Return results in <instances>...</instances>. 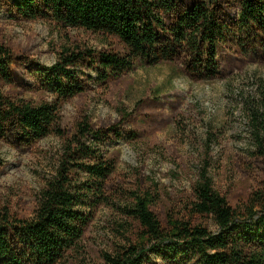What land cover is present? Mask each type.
Segmentation results:
<instances>
[{"label": "trees", "instance_id": "obj_1", "mask_svg": "<svg viewBox=\"0 0 264 264\" xmlns=\"http://www.w3.org/2000/svg\"><path fill=\"white\" fill-rule=\"evenodd\" d=\"M0 6L16 19L61 24L92 34L104 45L62 46L54 65L39 73L52 100H23L0 89V139H12L18 148H30L58 133L62 102L81 93L87 82L105 84L136 65L154 66L182 57L192 71L216 77L221 73L220 48L254 59L264 55V0H0ZM18 59L0 45V81L9 80L7 74ZM82 68L95 76L83 74ZM259 91L263 94V88ZM259 109L253 103L248 117L254 139L251 155L263 167L246 199L237 207L230 205L202 166L191 183L189 200L163 215L154 210L158 192L153 181L135 171L131 185H123L115 178L118 156L101 151L102 145L122 138L117 125L95 128L87 119L80 120L63 142L32 217L0 215V264L76 260L100 206L123 217L117 231L124 240L101 254V264H264V138L259 134ZM118 112L120 124L128 123L130 114L125 109Z\"/></svg>", "mask_w": 264, "mask_h": 264}, {"label": "rangeland", "instance_id": "obj_2", "mask_svg": "<svg viewBox=\"0 0 264 264\" xmlns=\"http://www.w3.org/2000/svg\"><path fill=\"white\" fill-rule=\"evenodd\" d=\"M74 43L104 46L92 34L61 24L19 20L0 6V45L19 58L6 73L9 80L1 79V91L23 100H52L39 73L54 65L62 46ZM217 62L221 73L216 77L192 71L182 57L154 66L136 65L105 84L87 82L81 93L62 102L58 133L30 148L0 139V215L32 217L64 140L82 119L95 128L117 125L122 138L102 145L101 151L118 156L115 178L123 185H131L135 171L153 181L158 192L156 213L180 209L189 200L191 183L202 166L213 187L226 194L230 205L239 206L263 167L251 155L254 139L248 109L253 103L260 105L259 134L264 138V55L254 59L220 48ZM82 72L95 76L85 68ZM120 109L130 114L128 123L120 124ZM122 221L117 210L98 207L80 256L65 264H101L103 252L124 242L117 231Z\"/></svg>", "mask_w": 264, "mask_h": 264}]
</instances>
